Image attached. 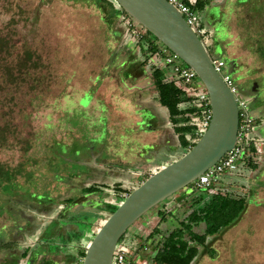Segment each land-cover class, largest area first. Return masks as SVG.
<instances>
[{
    "label": "rangeland",
    "instance_id": "1",
    "mask_svg": "<svg viewBox=\"0 0 264 264\" xmlns=\"http://www.w3.org/2000/svg\"><path fill=\"white\" fill-rule=\"evenodd\" d=\"M205 1L208 4L204 10L196 11L205 33L199 36L200 40L212 59L216 55L211 50V39L216 43L217 54L218 48L223 47L222 53L221 49L219 52L220 59L226 62L223 71L231 76L236 95L248 101V111L255 120L249 138L255 141L258 139L256 126L264 128V66L253 52L250 36L255 33V18L264 22V0ZM113 2L112 6L117 9ZM98 9H101L99 0H0V42L3 44L0 47V167L15 173L13 180L21 194L18 204H9L11 212L6 209L0 212V227L5 224L3 230L0 228V242L4 233L18 230L20 223L28 219L25 213L32 215L37 226L29 238L27 231H21L24 241H19V251L0 250V264H8L3 263L4 259L14 252L24 250L29 256L37 248L40 251L59 249L67 263L75 264L77 250L87 248L107 218L106 212L88 211L90 203L103 208L104 200L112 198L111 191L117 187L128 190L141 183L140 170L150 175L188 150L179 147V152L169 153L166 149L173 148L171 141L163 142L161 138L166 120L152 116L149 110H140L138 104L145 106L155 100V89L148 79H141V83L132 79L139 78L144 71L138 63L140 54L134 48L135 32L128 31L126 35L115 32ZM152 43L161 46L153 38ZM144 45L142 41L141 46ZM178 62L182 64L181 60ZM149 63L146 69L150 73ZM163 71L166 76L172 75L168 67ZM163 112L161 116H167ZM129 116L143 118L141 123H136L138 127H131L132 131L128 125L133 119ZM103 128L108 139L100 135L96 140H85L84 134L96 136ZM156 131H160L159 137L153 134ZM162 143L167 147L165 150ZM263 144V137L254 142L256 150L251 159L255 168L243 159L218 184L221 193L234 198L249 197L250 201L235 226L222 233L223 244H219L217 253L208 252L209 257L220 255L233 262L241 259V264H264ZM86 149L90 151L86 153ZM105 158L121 165L104 174L102 166L90 165L92 159L104 162ZM74 173L78 174V180L73 183L79 187H71L70 195L67 184L56 181L54 175L62 181ZM104 175L105 181L101 180ZM83 186H95L98 190L86 193L80 189ZM29 193H43L44 201L50 196L61 208L67 206L62 201L64 198L80 195L83 202L75 207L70 205L68 211L75 213H67L68 216H62L59 209L51 215H41L30 203L35 197ZM77 197L74 200L80 201ZM172 199L164 200L139 217L118 244L131 250L140 242L137 238L140 231L156 225L153 220L157 212L171 209ZM181 208H175L176 215L180 216ZM174 215L167 216L170 222L175 221ZM53 218L72 222L77 229L76 235L67 233L65 244L61 238L55 243L46 236ZM166 225L162 223L163 229ZM24 260L20 261L24 263Z\"/></svg>",
    "mask_w": 264,
    "mask_h": 264
},
{
    "label": "trees",
    "instance_id": "2",
    "mask_svg": "<svg viewBox=\"0 0 264 264\" xmlns=\"http://www.w3.org/2000/svg\"><path fill=\"white\" fill-rule=\"evenodd\" d=\"M113 1L114 0H99L101 9L98 10H102L104 13L102 19L110 26L112 25L115 32H125V35L126 32L133 31V25L139 27V25L128 17L127 14L117 5V3ZM184 1L187 3L189 2V0ZM112 2L117 6L118 10L112 6ZM207 4L208 1L205 0H194L192 6L196 11H202ZM255 23V33L250 36L254 45L253 52L257 55L261 64L264 66V22H259L257 18H255ZM128 24H131L132 28L129 27ZM139 35L140 37L137 38L134 45V48L141 57L138 62L139 67L144 69L142 72V74H145L143 79L150 80L155 89V100L148 104L150 105L148 108L146 106H142V104H138L141 106L140 110L145 109L143 111L147 112V109H152L155 103L159 108L164 109L167 113V122L179 141V147L184 149L187 148L189 150L200 138L194 136L196 125L201 118L200 113L194 107L185 104L187 98L184 96L183 92L176 87L174 82L167 80L163 69H154L152 72H148L146 65L158 50V44H153L152 38L154 40L157 39L143 28L139 30ZM142 41H145L144 46H141ZM2 45V42H0V47H2ZM182 64L185 65L183 62ZM189 138H193L194 142H189ZM255 150L256 147L253 142H251L249 146L250 156L244 158L245 163L252 168L255 167L252 165L251 155L255 152ZM115 164L118 165L119 163ZM148 176L149 174L143 177L141 182L146 180ZM14 177V172L0 167V201L3 199L18 201L17 198L21 197V195L14 194ZM73 177L74 176L71 175L70 177H66V179L63 178L61 181V179L59 180V178L54 175L55 180L64 182L69 187L74 186V180L71 179ZM135 188L121 190L120 187H117L114 190V192L117 193L114 194V200H116L117 203L114 204V206H107L109 216L117 209L118 205L123 202L124 196H127ZM96 189L98 190L95 186H87L82 188V191L85 190L86 193H93ZM185 189H187V192H185L186 196L177 202L174 208H171L170 210L165 208L159 210L154 220L156 221V225L149 229L147 233L141 232L137 235V238L141 243H147L150 246V256L154 264H191L197 256L206 255L208 252L211 253V251L214 252V250L209 248L208 242L216 240L221 237V234L226 230L235 226L234 223L244 215L250 201L249 197L234 198L229 194H223L220 191L222 188L219 186L214 188L215 191L213 190L209 192L205 190L193 189L190 184L179 190L177 193ZM29 194L35 198H41L39 200L32 198V202H30L35 205L34 209H37L39 214L49 215L51 213L50 211L53 210L54 206H50L49 204L53 203V205H55V203L50 196H47L48 199L44 201L45 195L43 193V195L35 193ZM62 199L63 197L60 198V201ZM62 201L71 205L78 203L74 200V198H68L67 200ZM4 205L11 208L7 203ZM22 205H24V203ZM178 206H182L180 216L175 214V208ZM28 208L33 209L31 206H28ZM25 214L28 216V219L23 220L24 222L21 225L22 229L19 230L18 233L20 237L22 236L21 231L25 230V226H28V223L30 224L34 221H32L31 214ZM168 215H174L175 221L170 222V219L167 218ZM109 216H107V218ZM164 222H166L167 225L163 229L162 223ZM84 254L85 251L81 253L79 252L77 256L78 259H83ZM26 255L27 253L25 251L23 256Z\"/></svg>",
    "mask_w": 264,
    "mask_h": 264
},
{
    "label": "water",
    "instance_id": "3",
    "mask_svg": "<svg viewBox=\"0 0 264 264\" xmlns=\"http://www.w3.org/2000/svg\"><path fill=\"white\" fill-rule=\"evenodd\" d=\"M114 1L140 28L152 34L196 73L208 95L211 120L193 147L176 161L155 170L124 197L84 249L82 264H110L116 244L129 227L149 209L171 199L219 161L233 148L238 129L235 98L214 70L212 58L202 41L181 14L166 0Z\"/></svg>",
    "mask_w": 264,
    "mask_h": 264
},
{
    "label": "built area",
    "instance_id": "4",
    "mask_svg": "<svg viewBox=\"0 0 264 264\" xmlns=\"http://www.w3.org/2000/svg\"><path fill=\"white\" fill-rule=\"evenodd\" d=\"M171 4L183 17L186 24L199 36H204L205 33L200 25L199 18L196 10L192 4L194 0L185 2L184 0H166ZM132 28L131 24H128ZM138 26L133 25V31L135 32V38L140 37L139 30H136ZM200 38V37H199ZM180 59L177 55L170 52L163 45L158 47L157 52L149 60V64L154 69L170 68L172 75L166 76L168 81L174 82L177 88H179L184 96L187 98L185 104L194 107L200 113V120L196 125L194 132L195 137H201V135L207 129L211 120V109L208 100V95L197 78L196 73L189 67L179 63ZM212 65L214 70L219 74L220 78L226 84L233 94L237 109H238V129L236 141L231 150L225 153L219 161L213 166L208 168L203 174H201L197 180L191 185L193 189L213 191L214 188L221 182L222 178L231 171L238 168L239 163L243 161L245 157L250 156L249 146L251 141L249 138L252 133L255 122L254 118L248 111V101L243 97L236 95V88L234 82L228 73H225V62L222 59H212ZM189 142H194L193 138L188 139ZM125 197V196H124ZM150 251V246L147 243L138 242L130 250L122 244H116L110 264H142L143 255ZM75 264H82V259H78Z\"/></svg>",
    "mask_w": 264,
    "mask_h": 264
},
{
    "label": "flooded vegetation",
    "instance_id": "5",
    "mask_svg": "<svg viewBox=\"0 0 264 264\" xmlns=\"http://www.w3.org/2000/svg\"><path fill=\"white\" fill-rule=\"evenodd\" d=\"M202 41V40H201ZM206 49V48H205ZM207 51V50H206ZM142 110H145V109H142ZM147 110H150L151 111V109H147ZM152 110H153V108H152ZM139 115H141V113H139ZM151 115L152 116H155V114H152L151 113ZM82 120H85L84 118L82 119ZM101 120L99 119V122H100ZM99 122H98V124L97 125H99ZM142 122V121H141ZM140 122V123H141ZM104 126V125H103ZM144 126H146V124L144 125ZM107 132L105 131V129L103 128V129H101L100 130V132L98 133V134H96V136L95 135H93V136H89V135H87V134H84L85 135V140H96L97 138H98V136H103V135H105V137L108 139V136H107V134H106ZM147 137H149L147 134H145ZM175 138H177L176 136H175ZM260 142V141H259ZM258 142V143H259ZM178 145H179V142H178ZM261 145H262V143H261ZM264 145V144H263ZM258 146H259V144H258ZM65 147H67L66 145H65ZM68 148V147H67ZM90 150L89 149H86V153H88ZM92 153V154H91ZM93 151L92 152H90V155H89V159L91 160V156L93 155ZM82 154V153H81ZM58 158L59 159H61L59 156H58ZM97 164V165H99V166H102V168H104L105 170H103V172H102V174H104V173H108V172H112L113 171V169H114V167L116 166V164H115V162L114 161H112V159H109V158H105V160H104V162H102V160L100 161L99 160V162H98V159H96V160H94V159H92V161H90V165H92V164ZM88 167H91V166H88ZM59 168H60V166H59ZM100 168V167H99ZM104 171H106V172H104ZM141 172L140 173H142L139 177H141V178H143V177H145L146 176V174H147V171H145V170H140ZM73 175H75L73 178H71V179H73L74 180V182H76V180H78V177H76V176H78V174L77 173H74ZM71 175H69V177H70ZM106 176L104 175V177H102V179L101 180H103L104 179V181L106 180ZM56 181H58V180H56ZM58 182H60V181H58ZM13 183H14V194L15 195H21L17 190H16V185H15V182H14V180H13ZM81 184V183H80ZM74 186H76V185H74ZM76 187H79V186H76ZM85 186H83V187H80V189L82 190V188H84ZM67 190H68V194H72L73 193V191H72V189L70 190V188H71V186L69 187V186H67ZM75 188V187H74ZM73 188V189H74ZM27 193V192H26ZM111 196H113L112 198H107V199H105L104 201V203L105 204H102V206H103V208H101V207H99V205H97V206H94V204H92V203H90V207L88 208V211H90V210H94V211H99V212H102V213H104V212H106L107 213V216H109V210L107 209V206H114V204H115V202L117 203V201L116 200H114V191H111ZM14 197H16V196H14ZM75 197H77V196H74V197H68V198H74L75 199ZM16 199V198H15ZM77 199H81L80 201H77L78 203L77 204H74V205H72L73 207H75V206H77L79 203H82L83 201H82V197L79 195L78 197H77ZM63 200H65V198L63 199ZM5 203H7V204H18L17 203V201H13V200H8V199H3V200H1L0 201V212H2V211H6L7 210V212L9 211V212H11L10 211V208H8V207H6L4 204ZM64 203V205H66L67 204V206H65V207H63V208H61L60 206H54L53 207V210H61L62 211V216H68V214L69 213H75V211L74 212H69L68 211V209L67 208H69L70 207V205L71 204H68L67 202H63ZM3 205H4V207H3ZM57 209H56V208ZM6 209V210H5ZM53 210L51 211V213H50V215L51 214H53L54 212H53ZM58 210V211H59ZM67 210V211H66ZM93 211V212H94ZM56 212V211H55ZM68 213V214H67ZM8 214H10V213H8ZM101 215V217H103V214H100ZM33 221V220H32ZM59 221V222H58ZM24 221H22V223H23ZM22 223H20V225H19V228H18V230H15V231H13V232H10L9 234H3V236L2 237H4V238H1V242H0V250H3V249H15L16 251H19L18 250V246L20 245V242L19 241H24V236L22 235L21 237H20V235L18 234L19 233V230H21L22 229V227H21V225H22ZM49 226L47 227V231H46V236L48 237V238H50V239H53V240H51V241H56L57 240V238H61L63 241V243L65 244V241H67L68 239V235H67V233L68 232H71V233H73V235L75 234L76 235V233H77V229L75 228V226H74V224H72V222H69V221H63L62 219L61 220H55L54 218H53V220H51L50 222H49V224H48ZM9 226H7L6 228H8ZM24 227V226H23ZM100 227V226H99ZM99 227H98V229H99ZM0 228H2V230H3V228H5V224H3ZM34 228V229H33ZM36 228H37V226L35 225V222L33 221V222H31L30 224L28 223V226H25V231H27L28 232V238L29 237H31L32 235H33V232L36 230ZM24 229V228H23ZM51 229V232H50V234L48 233L49 232V230ZM24 232V231H23ZM16 234V236L15 237H13L14 235ZM13 235V236H12ZM16 238V239H15ZM24 243V242H23ZM45 243V242H44ZM48 244L50 243V242H47ZM56 243V242H55ZM62 244V243H61ZM60 244V245H61ZM44 246V245H43ZM63 246V245H62ZM56 246H54V248H55ZM12 249V250H13ZM47 249V248H46ZM81 250H83L84 251V249L83 248H80V250H79V252L81 251ZM12 252H14V251H12ZM24 250L23 251H21V252H18V253H13V254H11V256H9L10 258H7L6 260L4 259V262L3 263H10V264H28L31 260L32 261H34L33 262V264L35 263V261L37 260V254H36V252H32L29 256H28V254L26 255V256H23V254H24ZM26 253H28L27 251H26ZM42 257L41 258H39L40 259V261H39V263L38 264H40L41 262H43V264H58L57 262H59L60 261V264H69V263H71V262H66V256H64V254L62 253V251L60 252V250L59 249H55V251H50V249H47V251H45V250H43L42 252ZM15 256V257H14ZM67 258H68V256H67ZM21 259H25L24 260V263H22L20 260Z\"/></svg>",
    "mask_w": 264,
    "mask_h": 264
},
{
    "label": "crops",
    "instance_id": "6",
    "mask_svg": "<svg viewBox=\"0 0 264 264\" xmlns=\"http://www.w3.org/2000/svg\"><path fill=\"white\" fill-rule=\"evenodd\" d=\"M136 30H139V28L137 27L136 28ZM229 34V33H228ZM211 50H212V52L216 55V58H221V53H222V48L223 47H220V48H218L219 49V51H218V54H217V51L215 50V46H216V43H214V41H213V39H211ZM220 49H221V53L219 54V52H220ZM223 60V59H222ZM225 61V60H224ZM225 68H226V62H225ZM142 75L143 74H140V76H139V78H132L133 80H136L137 82H140L141 83V79H143V77H142ZM129 80H131V78L129 79ZM145 106L148 108V106H150V105H148V104H145ZM158 106L155 104L154 105V107H153V110L151 109V113L152 114H155V116H157V117H159V119H164V120H166V122H165V124H164V127H163V130H164V132H163V137H161L162 139H163V142H165L166 140L168 141V140H170L171 141V144H170V146H172L173 148H169L170 150H172V151H170L169 149H166L167 147H165L166 145H165V143H162L161 144V146H163L162 148H164L163 150H168L169 151V153L170 152H179L178 150L180 149L179 148V145H178V139L177 138H175V134H174V132L172 131V129L170 128V126H168L169 124H168V122H167V116H161V114L162 113H165V112H163V110H161L162 108H157ZM133 117H135V118H131V116H129V119H133L131 122H132V124H130V125H128V127H129V131H132V129H131V127L132 128H134L135 126L136 127H138L137 125H136V123H140L141 121H142V119L143 118H139V116L137 117V116H133ZM262 126H256V130H254L255 131V134H256V137L258 138V139H256V140H259V139H261L262 137L264 138V134L262 133V132H264V128L262 127ZM158 132H160V131H156V132H153V134L156 136V137H159L160 135L158 134ZM161 135V136H162ZM152 138V137H151ZM161 138H159V139H161ZM152 140L154 141L155 140V138L153 137L152 138ZM151 140V141H152ZM255 140V141H256ZM149 141H150V139H149ZM150 141V142H151ZM152 141V142H153ZM177 149V150H176ZM167 152V151H166ZM171 156H172V154H171ZM172 163V162H171ZM116 166H119V165H116ZM158 169H160V168H157L156 170H158ZM220 184V183H219ZM217 186H219V185H217ZM216 186V187H217ZM215 187V188H216ZM214 191H215V189H214ZM181 192H179V193H177L175 196H173V199H172V204L175 206L176 204H177V202H179L180 200H182L185 196H186V194H185V192L184 193H182V194H180ZM172 205V207L171 208H174V206ZM167 210H170V208L169 209H167ZM149 220V219H148ZM151 220V219H150ZM150 220H149V222H150ZM153 220V219H152ZM154 221V220H153ZM152 222V221H151ZM146 224L148 225V223L146 222ZM150 225V224H149ZM148 225V226H149ZM154 227V226H153ZM152 227H148V228H145V229H143V230H141L140 232H142V233H147L148 232V230L149 229H151ZM133 235V234H132ZM131 235V236H132ZM222 236H223V234H222ZM219 244H223L222 243V240H220V237L219 238H217L216 240H212V241H210V242H208V246H209V248H211L212 250H214V253L216 252L217 253V249L219 248L218 246H219ZM42 251H40L38 248H37V250H36V254H37V260L35 261V263L34 264H38L39 263V261H40V259L39 258H41L42 257V253H41ZM78 254H79V251L77 250V256H78ZM150 254H151V252L149 251V252H147L146 254H144L143 255V258H142V264H154L153 262H152V259H151V256H150ZM77 256H75V258L77 257ZM77 260H78V258H77ZM237 261V260H236ZM240 261H241V259L238 261V262H233V261H231L229 258H223V257H220V255L218 256V255H215L214 257H209L207 254L206 255H199V256H197L194 260H193V262L191 263V264H241L240 263ZM69 264H71V263H69Z\"/></svg>",
    "mask_w": 264,
    "mask_h": 264
}]
</instances>
